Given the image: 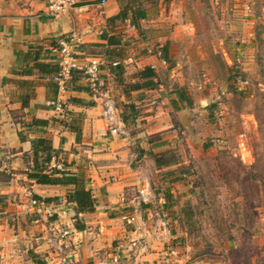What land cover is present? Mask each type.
<instances>
[{"label":"crops","instance_id":"obj_1","mask_svg":"<svg viewBox=\"0 0 264 264\" xmlns=\"http://www.w3.org/2000/svg\"><path fill=\"white\" fill-rule=\"evenodd\" d=\"M214 1L218 6L216 19L223 24L221 31L226 35L237 36L241 24L236 14L238 10L231 9L232 13L227 14L225 3L235 2V8L240 7L238 2L244 3L246 21L248 25L250 21V26L255 25L256 18H264V0ZM256 1L261 4L258 15L255 14ZM207 2L209 0H157L161 8L157 22L168 23L170 28L165 44L158 49L164 50L168 43L170 54L173 45L181 44L182 50L189 52L195 44V37L208 31L203 10ZM48 6L49 0H0V264H37L38 260L48 264H114L117 256L119 264H176L171 263L174 257L169 253V246L176 247L178 233L172 227L170 237L160 241L155 233L157 228H154L159 221H153L152 216L163 205L155 200L143 202L140 191L148 187L152 196L155 199L160 197L163 202L165 198L161 197L162 194L169 193L173 198H179L175 190L182 181L175 182L167 175L177 166L158 168L150 153L157 155L175 149L179 137H164L161 124L172 114L175 121L178 119L181 122L182 116L188 112H184V104L179 101L177 93L167 92L163 96L167 94L171 103L165 102L167 98L162 101L164 108L156 113L159 116H154L155 111L150 113L149 105H144V115L133 125H125L121 118L123 105L134 103L139 106L135 98L147 92L137 90L125 94L111 66L116 62H110L106 56L108 47L102 40V34L112 32L107 20L119 14L117 0H108L104 5H101V0H78L74 8L62 15L50 14ZM119 24L115 30L121 29L124 35L128 32L133 36L132 42L137 37L145 41L144 49L137 47L132 53L127 51L130 54L124 60L125 78L128 71L133 72L132 69L137 74L146 67H164L157 56L143 53L142 50L149 45L145 30L140 36L128 22L122 23L127 31ZM153 33L159 34L158 37L163 34L159 29ZM245 33L255 36L253 29ZM71 38L75 40L76 52L82 61L98 57L102 66L98 89L91 93L69 92L64 96V103L69 107L64 119L48 105L58 96L48 73L49 68L40 69L34 59L40 64L50 65V68H59L56 50L62 40ZM220 44L222 51L228 55L231 46L227 48L223 42ZM213 50L216 51L215 46ZM232 62L228 57L224 63L228 72L232 70ZM215 64L209 63V67L213 68ZM158 71L156 77L159 82ZM137 80L132 77L127 82L135 83ZM208 81L206 84H218L214 81L219 79L210 76ZM80 83L94 87L86 79ZM112 84L119 89L124 102L118 108L126 135L109 128L102 117V102L105 97H111L110 91H114L110 88ZM225 91L222 89V94L229 98L231 92L228 89L227 93ZM72 97L82 99L85 104L70 102ZM207 104L206 101L204 107ZM154 108L157 110V107ZM77 113L83 115L79 142L71 129ZM35 119L47 120L49 125L46 128L31 126ZM240 136L243 138L245 134ZM37 139L50 141L55 150L51 167L57 165L58 170L70 174L85 172L89 179L87 187L96 198L94 212L77 213L76 204L69 201V195L75 189L73 186L43 185L29 177L36 172L38 161H41V155L37 160L34 155L33 141ZM154 173L157 177L159 174L163 185L157 191L153 189ZM32 199L52 206L54 217L47 219L37 215ZM124 216H134V224L124 221ZM78 225L84 228L78 229ZM65 230H70L71 235L64 253L58 255L49 249L47 239ZM179 259L176 262L180 264L215 262L210 259L191 261L188 254Z\"/></svg>","mask_w":264,"mask_h":264},{"label":"rangeland","instance_id":"obj_2","mask_svg":"<svg viewBox=\"0 0 264 264\" xmlns=\"http://www.w3.org/2000/svg\"><path fill=\"white\" fill-rule=\"evenodd\" d=\"M234 3H225V12L230 14L231 9L238 10L236 14L241 25L237 36L221 31L223 24L216 19L215 13L218 6L214 0H209L203 6L207 17L206 34L195 37L189 52L185 53L181 44L173 45L167 57L168 66L157 68V86L152 92L146 89V94L135 98L139 101L141 116L144 105H149L150 113L155 111L154 116H159L156 113L164 108L162 101L167 98L165 102L171 103L163 93L185 89L192 99L191 105L184 106V112L190 114L191 131L178 119L175 121L173 114L161 124L164 137H179L174 146L175 155L189 171L175 190L179 198L162 194L163 202L153 195V200L163 205L162 209L157 206L161 210L152 216L153 221H159L154 228H157L155 233L160 241L170 237L172 227L178 233L176 247L169 246V253L174 257L171 263L180 264V256L188 254L191 261L210 259L215 261L213 264H264V18H256L255 25L250 26L244 3L238 2L240 7L237 8ZM147 7L150 17L143 23V29L149 51L148 46L142 51L154 56L165 44L170 28L168 23L157 22L159 4L150 7L147 3ZM255 7L258 15L261 4L256 1ZM122 29L127 31L125 27ZM156 29L162 31L160 37L153 33ZM250 29L255 31V36L245 33ZM118 32L123 33L121 29ZM128 35L126 32L127 42ZM144 42L137 37L129 42L125 51L132 53L137 47L144 49ZM222 42L227 48L231 46L228 55L222 51ZM228 57L233 61L230 72L224 64ZM214 62L215 67L210 68L209 63ZM132 70L126 75L127 81L136 76ZM210 76L219 79L214 81L218 84H206ZM240 80L246 83L241 85ZM110 88L114 89L110 96L117 107L123 105L119 89L113 84ZM222 89L225 93L230 91L231 96L223 95ZM206 101L208 104L204 107ZM64 107L65 119L68 104ZM241 134L245 137L241 138ZM206 144H211L212 148L204 149ZM161 186L159 174L157 177L154 173L153 189L160 190ZM161 222L167 224V229Z\"/></svg>","mask_w":264,"mask_h":264},{"label":"trees","instance_id":"obj_3","mask_svg":"<svg viewBox=\"0 0 264 264\" xmlns=\"http://www.w3.org/2000/svg\"><path fill=\"white\" fill-rule=\"evenodd\" d=\"M172 0H164V2H170ZM120 6V12L118 15L107 20L109 26L112 27V32H103L102 40L107 45V59L110 62H116L117 65L113 66L115 71V76L117 82L120 86L123 87L124 93L128 94L130 92H134L137 90H152L157 86V77H156V69H152L151 67H146L145 69L139 71L136 74V79H138L135 83H128L125 74V63L124 60L127 59V52L125 51L129 45V42L133 39V36L128 35L129 40L126 41L125 35L119 33L118 28L119 23H129L130 27L136 30L140 36H143L144 29L143 23L148 20L149 17V9L147 7V3L155 6L157 5V0H117ZM168 44V43H167ZM164 46V58L167 60L169 56V48L168 45ZM36 62V66L40 69L49 68L48 73L50 74L51 79H53L55 83V90L58 91V76L60 73V67L53 66L50 68V65L40 64L37 59H34ZM87 80V77L84 75L83 71H75L73 73L72 80L69 82L68 89L69 92L76 93H91L93 90L99 88V83H90L93 84L94 87L83 86L81 85L82 80ZM182 89V88H181ZM179 101L184 104L185 107H188L192 104V99L187 90L182 89L177 92ZM70 102L74 104H85L82 99H78L76 97H72ZM124 111L121 114V118L125 125L131 126L136 120L141 117L140 109H138V105L134 103H126L123 105ZM210 108V107H209ZM144 113V112H143ZM82 114L77 113L74 115V121L71 129L76 133L77 141L81 140V128L80 122L82 119ZM39 126L47 127L49 125V121L47 120H38L35 119L31 126ZM34 155L37 160L38 156L41 155V161H38L36 172L29 174L31 179L36 180L37 183L43 185H65V186H73L75 189L72 194L69 195V201L76 204L77 213L85 214L94 212L96 209V198L94 197L92 191L87 187L89 179L87 178L85 172H80L78 174H70L65 171L58 170L57 168L51 167V161L55 150L51 146L50 141L46 139H37L34 140ZM204 149L211 148V144L204 145ZM150 155L154 158L156 166L158 168L163 167H171L177 166L174 170H170L167 172V175L173 178V181H183L189 171L184 169L181 164L180 159L175 155L174 150H169L161 154L150 153ZM169 194V193H168ZM168 196H171L169 194ZM78 229H83L78 225ZM37 264H48L42 260L36 261Z\"/></svg>","mask_w":264,"mask_h":264},{"label":"built area","instance_id":"obj_4","mask_svg":"<svg viewBox=\"0 0 264 264\" xmlns=\"http://www.w3.org/2000/svg\"><path fill=\"white\" fill-rule=\"evenodd\" d=\"M108 0H101V5L107 3ZM78 0H49L48 12L52 15L66 14L70 9L74 8ZM59 48L56 50L57 59L60 67V73L58 76V96L49 102V106L52 108L57 116H64V96L69 93L68 85L72 80L73 73L75 71H83L87 80L92 83H97L100 80L102 60L98 57H91L86 61H82L76 52V43L74 38L69 40H62ZM163 66H167V60L164 58L163 50L157 49L155 51ZM114 66L117 63L113 64ZM152 69H156V66H152ZM246 82L240 80L239 84L243 85ZM102 117L106 121L109 128H112L121 135H126L124 126L121 123L120 111L116 103L111 97H105L102 102ZM59 168V166H52ZM141 200L145 203L153 201L152 192L149 188H144L140 191ZM32 204L35 207L36 214L41 218H52L55 215V210L52 206L46 205L44 202L32 199ZM123 220L128 224H134L136 218L134 216H124ZM161 225L167 229V224L161 222ZM70 230L60 231L55 236H51L47 239L48 247L51 251L58 255H61L65 251L66 242L70 237ZM114 264H119V257H115ZM157 264V263H153Z\"/></svg>","mask_w":264,"mask_h":264},{"label":"water","instance_id":"obj_5","mask_svg":"<svg viewBox=\"0 0 264 264\" xmlns=\"http://www.w3.org/2000/svg\"><path fill=\"white\" fill-rule=\"evenodd\" d=\"M181 123L183 124V126L187 129H191V125L189 123V114L185 113L182 118H181Z\"/></svg>","mask_w":264,"mask_h":264}]
</instances>
